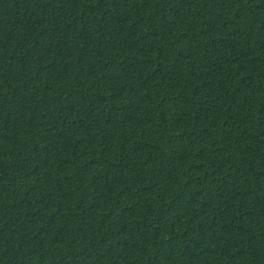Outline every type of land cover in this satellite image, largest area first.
I'll return each instance as SVG.
<instances>
[{"label": "trees", "instance_id": "1", "mask_svg": "<svg viewBox=\"0 0 264 264\" xmlns=\"http://www.w3.org/2000/svg\"><path fill=\"white\" fill-rule=\"evenodd\" d=\"M0 264H264V0H0Z\"/></svg>", "mask_w": 264, "mask_h": 264}]
</instances>
